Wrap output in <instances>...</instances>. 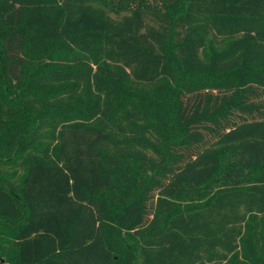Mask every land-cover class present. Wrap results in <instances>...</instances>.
Masks as SVG:
<instances>
[{
  "label": "trees",
  "instance_id": "obj_1",
  "mask_svg": "<svg viewBox=\"0 0 264 264\" xmlns=\"http://www.w3.org/2000/svg\"><path fill=\"white\" fill-rule=\"evenodd\" d=\"M264 0H0V264H264Z\"/></svg>",
  "mask_w": 264,
  "mask_h": 264
},
{
  "label": "rangeland",
  "instance_id": "obj_2",
  "mask_svg": "<svg viewBox=\"0 0 264 264\" xmlns=\"http://www.w3.org/2000/svg\"><path fill=\"white\" fill-rule=\"evenodd\" d=\"M247 234L253 233L255 235H261L264 233V216H255L249 219L246 227ZM245 258L244 249L241 248L235 256L236 264H243Z\"/></svg>",
  "mask_w": 264,
  "mask_h": 264
}]
</instances>
